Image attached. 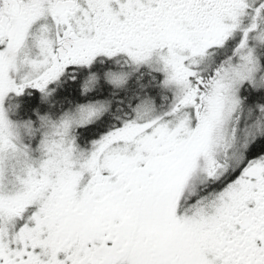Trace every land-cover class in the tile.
Returning <instances> with one entry per match:
<instances>
[{"label": "snow or ice", "instance_id": "1", "mask_svg": "<svg viewBox=\"0 0 264 264\" xmlns=\"http://www.w3.org/2000/svg\"><path fill=\"white\" fill-rule=\"evenodd\" d=\"M0 264H264V0H0Z\"/></svg>", "mask_w": 264, "mask_h": 264}]
</instances>
